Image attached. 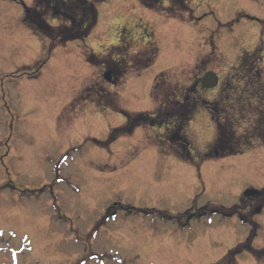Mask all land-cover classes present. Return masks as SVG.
I'll use <instances>...</instances> for the list:
<instances>
[{
	"label": "rangeland",
	"instance_id": "1",
	"mask_svg": "<svg viewBox=\"0 0 264 264\" xmlns=\"http://www.w3.org/2000/svg\"><path fill=\"white\" fill-rule=\"evenodd\" d=\"M189 4L191 13L168 17L139 0H108L85 41L50 50L24 23L23 4L0 0V264H215L247 239L250 223L214 210L227 214L246 190L264 187V142L252 137L264 123V76L256 90L233 67L264 46V0ZM150 47L158 49L154 63L131 68L127 53ZM91 50L101 58L93 65ZM115 60L122 70L112 84L104 74ZM209 70L220 83L202 88ZM161 73L159 95L221 99L217 115L256 145L202 158L216 135L202 106L185 132L191 163L162 142L165 128L115 133L127 115L155 111ZM251 219L259 225L253 247L263 248L264 209ZM237 264L259 263L244 252Z\"/></svg>",
	"mask_w": 264,
	"mask_h": 264
},
{
	"label": "trees",
	"instance_id": "2",
	"mask_svg": "<svg viewBox=\"0 0 264 264\" xmlns=\"http://www.w3.org/2000/svg\"><path fill=\"white\" fill-rule=\"evenodd\" d=\"M17 1H20L24 6V23L33 33L48 40L50 43V50H53L57 46L66 44L70 41H84L98 23V6L108 0H34V4L31 6L26 5L22 0ZM164 1L166 0H139L144 7L162 12L168 17H183V13L190 9L188 0H168L171 3V7L169 8L164 7ZM120 47L125 50L128 49L127 45ZM262 51L263 47L259 48L254 53H246L242 57L239 67H245L251 56L256 60L257 58H262ZM127 55L129 58H132L130 63L133 64V68L142 70L154 63L158 55V49L156 47H151L142 52V54L135 56L127 53ZM127 55L126 58H124V63L128 62ZM86 59L93 65V62L96 60L99 61L101 58L91 50L87 53ZM103 60L108 61L109 59ZM117 63V60L112 62V64H114V71L115 68L117 69ZM42 67L43 65H41L40 69ZM39 71L38 69L37 74ZM120 73L121 71H118L117 76ZM163 75L164 73L156 77L153 86V92L158 103L155 111L138 112L132 117L127 115L126 124L122 128L114 130L115 133L129 135L133 133L137 127L141 126L149 128L165 127L166 144H170L173 149L175 146H178L176 148V153L181 155L184 159L191 160L193 146L189 142L185 132L187 126L194 118L197 109L202 106L210 113L216 128L215 138L204 152L202 158L208 160L239 154L256 145V142L253 141L254 138L250 140L246 133L240 136L237 135L231 122L229 123L226 119L222 120L220 114L217 115L216 111L222 112L221 107L223 105L221 101L212 102L203 100V102H201L198 98L193 100L194 98L190 97L191 95H187L189 93H185L183 101L173 102L169 95L166 97L159 95L161 93L160 86L162 85L161 77H163ZM195 86L187 88V91L190 93L191 91L196 92L197 85ZM261 122L263 121H260L258 126L261 134L252 137H256L264 142V123ZM247 136L248 139L244 140ZM113 138L114 136L111 137V140H115ZM252 203H254L255 206L250 211L249 216L240 214L245 223L251 224L249 236L244 242L229 250L228 253L215 264H237L239 256L244 252L251 253L259 264H264V247L260 249L253 247L254 239L258 234L259 225L251 219L259 209H264V187L258 191L254 189L246 190L241 196L240 204L235 205L230 210V214H237V209L240 208V205H250Z\"/></svg>",
	"mask_w": 264,
	"mask_h": 264
},
{
	"label": "flooded vegetation",
	"instance_id": "3",
	"mask_svg": "<svg viewBox=\"0 0 264 264\" xmlns=\"http://www.w3.org/2000/svg\"><path fill=\"white\" fill-rule=\"evenodd\" d=\"M260 61H261V58H259V59L257 58V60H256L252 57V58L248 59V61H247L248 64L245 67H242L243 72H245V76L247 75L248 78L253 79L254 88L256 90H259L258 88H260L258 80L264 75L262 72V68L260 67ZM110 67L112 68L113 66H110ZM224 88H225V86L222 83V89H224ZM114 214H116V212ZM114 219L115 218H109L107 220V222H101L100 225H105L108 223V221H113ZM152 250L155 251L156 249H152ZM50 251L53 252L52 250H50ZM156 252H160V251L157 250Z\"/></svg>",
	"mask_w": 264,
	"mask_h": 264
},
{
	"label": "water",
	"instance_id": "4",
	"mask_svg": "<svg viewBox=\"0 0 264 264\" xmlns=\"http://www.w3.org/2000/svg\"><path fill=\"white\" fill-rule=\"evenodd\" d=\"M105 78L108 81H111L112 78V72L108 71L105 73ZM219 82V77L217 76V74L213 71H209L207 72L204 77L202 78V83L205 87L207 88H214L215 86L218 85ZM254 193V192H253Z\"/></svg>",
	"mask_w": 264,
	"mask_h": 264
}]
</instances>
